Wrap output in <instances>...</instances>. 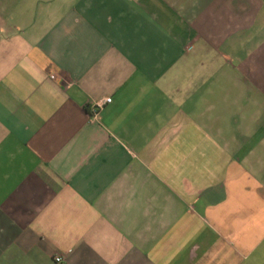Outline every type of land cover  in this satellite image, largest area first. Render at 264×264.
<instances>
[{
  "label": "crops",
  "instance_id": "1",
  "mask_svg": "<svg viewBox=\"0 0 264 264\" xmlns=\"http://www.w3.org/2000/svg\"><path fill=\"white\" fill-rule=\"evenodd\" d=\"M57 256L264 264V0H0V264Z\"/></svg>",
  "mask_w": 264,
  "mask_h": 264
},
{
  "label": "built area",
  "instance_id": "2",
  "mask_svg": "<svg viewBox=\"0 0 264 264\" xmlns=\"http://www.w3.org/2000/svg\"><path fill=\"white\" fill-rule=\"evenodd\" d=\"M111 103V99L107 98L103 101L95 103L93 106H91V116L93 119H96L99 111L103 108L104 105ZM56 264L62 263L63 259L60 256L55 257L54 259Z\"/></svg>",
  "mask_w": 264,
  "mask_h": 264
}]
</instances>
